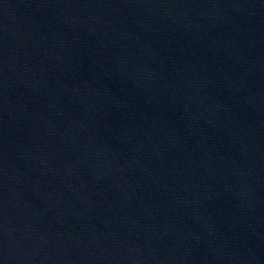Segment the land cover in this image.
I'll list each match as a JSON object with an SVG mask.
<instances>
[{
	"label": "water",
	"instance_id": "obj_1",
	"mask_svg": "<svg viewBox=\"0 0 264 264\" xmlns=\"http://www.w3.org/2000/svg\"><path fill=\"white\" fill-rule=\"evenodd\" d=\"M0 264H264V0H0Z\"/></svg>",
	"mask_w": 264,
	"mask_h": 264
}]
</instances>
